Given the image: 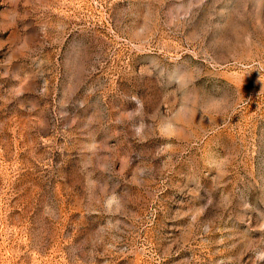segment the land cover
I'll use <instances>...</instances> for the list:
<instances>
[{
	"label": "rangeland",
	"instance_id": "374dc122",
	"mask_svg": "<svg viewBox=\"0 0 264 264\" xmlns=\"http://www.w3.org/2000/svg\"><path fill=\"white\" fill-rule=\"evenodd\" d=\"M264 0H0V264H264Z\"/></svg>",
	"mask_w": 264,
	"mask_h": 264
},
{
	"label": "clouds",
	"instance_id": "9594fccd",
	"mask_svg": "<svg viewBox=\"0 0 264 264\" xmlns=\"http://www.w3.org/2000/svg\"><path fill=\"white\" fill-rule=\"evenodd\" d=\"M259 255H264V254H259Z\"/></svg>",
	"mask_w": 264,
	"mask_h": 264
}]
</instances>
